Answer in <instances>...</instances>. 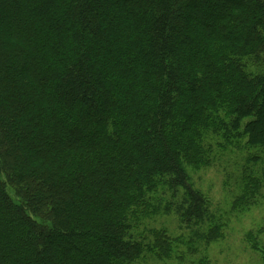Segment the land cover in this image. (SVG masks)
<instances>
[{"label": "trees", "instance_id": "1", "mask_svg": "<svg viewBox=\"0 0 264 264\" xmlns=\"http://www.w3.org/2000/svg\"><path fill=\"white\" fill-rule=\"evenodd\" d=\"M211 135L264 157V0H0V264L165 254L134 229L205 221Z\"/></svg>", "mask_w": 264, "mask_h": 264}, {"label": "rangeland", "instance_id": "2", "mask_svg": "<svg viewBox=\"0 0 264 264\" xmlns=\"http://www.w3.org/2000/svg\"><path fill=\"white\" fill-rule=\"evenodd\" d=\"M209 140V164L188 168L190 184L207 202L205 221L188 225L182 221V198L162 196L163 210L167 202L170 208L142 220L133 233L153 246L155 233L163 232L169 250L147 251L132 264H264V157L259 152V161L249 164L253 149L247 151L244 144L225 147L217 136ZM249 172L257 179L251 186V178H243ZM213 227H220L217 237L208 241Z\"/></svg>", "mask_w": 264, "mask_h": 264}]
</instances>
